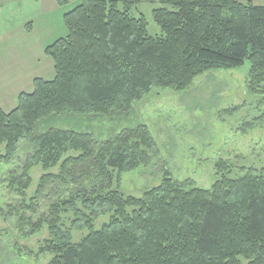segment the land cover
Masks as SVG:
<instances>
[{
	"label": "trees",
	"instance_id": "1",
	"mask_svg": "<svg viewBox=\"0 0 264 264\" xmlns=\"http://www.w3.org/2000/svg\"><path fill=\"white\" fill-rule=\"evenodd\" d=\"M69 2L79 4L64 15L67 36L45 49L55 78L35 79L33 93H21L12 112L0 107V168L29 143L22 174L10 172V190L18 196L25 198L38 166H60L61 173L41 178L35 200L51 182L77 186L92 175L96 181L58 201L37 223L20 218L30 225L25 236L48 226L40 253L53 256L50 264H264V167L232 177V167L220 162L210 190L164 181L142 198L127 197L113 189L114 180L150 164L156 145L146 128L101 146L88 134L51 129L36 135L49 117L109 115L155 89L185 90L205 73L247 62L257 90L264 82V7L237 0H58ZM142 4L157 6L159 37L149 33L146 16L133 14ZM263 124L264 114L243 131ZM34 206L23 202L10 216L36 214ZM61 212L74 214L73 230L88 232L79 243L64 229ZM105 216L109 222L97 230L95 222Z\"/></svg>",
	"mask_w": 264,
	"mask_h": 264
},
{
	"label": "rangeland",
	"instance_id": "2",
	"mask_svg": "<svg viewBox=\"0 0 264 264\" xmlns=\"http://www.w3.org/2000/svg\"><path fill=\"white\" fill-rule=\"evenodd\" d=\"M237 1H252L264 7V0ZM78 4L69 2L61 6L58 0H0V68L6 67L4 70L8 74L0 75V101L6 107L4 112H12L10 106L14 104L18 106V98L14 99L17 92L33 93V80L52 81L55 78L53 60L37 61L44 46L67 36L64 15ZM155 8L156 5L142 4L133 14L146 16L149 33L159 37L161 30L152 14ZM28 23L33 25L32 32L27 30ZM251 66L247 62L241 68L205 73L181 91L155 89L129 108L109 115L52 116L40 122L36 135L51 129L88 134L101 146L125 131L144 127L156 145V150L150 153V164L122 174L120 182L114 180L113 189L135 198H142L164 181L210 190L218 179L220 162L232 167V177H238L244 169L264 167V124L243 131L245 123L264 114V82L257 90L251 89ZM233 109H238L234 115L224 114ZM30 154L31 144L24 143L13 163L0 168V264H50L53 256L40 253L50 237L48 226L43 225L38 234L26 237L31 231L28 221L37 223L48 217L54 204L68 199L79 188L90 189L96 181L92 175L77 186L51 182L35 200L41 178L61 173L60 166L50 170L38 166L30 172L32 185L22 198L10 190V172L19 169L22 174ZM23 202L34 204L36 214L21 211L19 218L10 216V210L20 208ZM22 217L28 221L22 222ZM109 217L99 219L94 227L101 229L109 222ZM60 218L74 243L88 235L87 231L72 229L73 213L61 212Z\"/></svg>",
	"mask_w": 264,
	"mask_h": 264
},
{
	"label": "crops",
	"instance_id": "3",
	"mask_svg": "<svg viewBox=\"0 0 264 264\" xmlns=\"http://www.w3.org/2000/svg\"><path fill=\"white\" fill-rule=\"evenodd\" d=\"M26 27H27V30H28V32H32V29H33V25L31 24V23H28L27 25H26ZM49 45H47V46H44V48L42 49V51H41V57L38 59V61L37 62H39V63H47V62H49V60H52L51 58H49V57H47L46 56V54H45V49L48 47ZM53 64H54V62H53ZM6 67H3V68H0V75H3V76H7L8 74L5 72V69ZM33 86H34V80H33V83H32V91H33ZM21 93H23V92H17V95L15 96V98L14 99H17L18 98V96L21 94ZM0 107L5 111L6 110V107L1 103V101H0ZM11 107V111L12 110H14V109H16V107H17V105H12V106H10Z\"/></svg>",
	"mask_w": 264,
	"mask_h": 264
}]
</instances>
